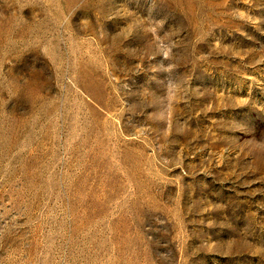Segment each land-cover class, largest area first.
Here are the masks:
<instances>
[{"label": "rangeland", "instance_id": "374dc122", "mask_svg": "<svg viewBox=\"0 0 264 264\" xmlns=\"http://www.w3.org/2000/svg\"><path fill=\"white\" fill-rule=\"evenodd\" d=\"M0 264H264V0H0Z\"/></svg>", "mask_w": 264, "mask_h": 264}]
</instances>
